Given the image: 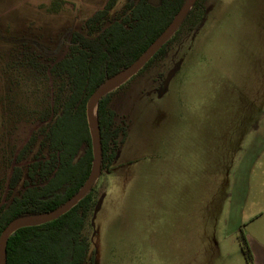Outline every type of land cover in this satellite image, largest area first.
Instances as JSON below:
<instances>
[{"label": "rangeland", "instance_id": "rangeland-1", "mask_svg": "<svg viewBox=\"0 0 264 264\" xmlns=\"http://www.w3.org/2000/svg\"><path fill=\"white\" fill-rule=\"evenodd\" d=\"M106 1L0 0V203L51 85L27 60L61 58L64 33L84 31ZM197 11L164 58L111 95L128 136L94 184L100 205L83 232L95 264H247L242 233L264 241V0H200Z\"/></svg>", "mask_w": 264, "mask_h": 264}, {"label": "trees", "instance_id": "trees-1", "mask_svg": "<svg viewBox=\"0 0 264 264\" xmlns=\"http://www.w3.org/2000/svg\"><path fill=\"white\" fill-rule=\"evenodd\" d=\"M185 1L159 0L155 5L150 0H127L122 11L111 17L118 0H107L86 19L84 31L71 28L64 33L61 42L67 45V51L61 58L47 64L32 56L27 60L34 74L50 79L51 85L45 96L46 105L42 103L38 110L39 127L33 129L12 160L7 192L0 203V238L12 220L54 211L81 189L93 163L86 114L90 96L131 66L168 27ZM194 8H198L194 18L200 17V0H196L181 25ZM204 21L202 18L200 22ZM177 32L139 72L168 54ZM13 42L33 43L25 39ZM35 43L38 50L48 55L60 51ZM114 91L103 96L97 105L101 172L111 169L128 136L125 121L115 126L116 111L110 106ZM94 184L77 205L57 219L23 227L12 234L6 243V264H95L96 252L83 232L89 213L96 212L100 205ZM241 246L247 264H255L244 233Z\"/></svg>", "mask_w": 264, "mask_h": 264}, {"label": "water", "instance_id": "water-1", "mask_svg": "<svg viewBox=\"0 0 264 264\" xmlns=\"http://www.w3.org/2000/svg\"><path fill=\"white\" fill-rule=\"evenodd\" d=\"M152 4L157 5L159 0H150ZM196 0H186L184 5L181 7L179 12L175 15L172 22L168 27L159 35V37L146 49V51L126 70L118 74L116 77L112 78L108 82L102 84L96 89V91L90 96L87 102V120L92 136V146H93V163L91 173L81 187V189L72 196L63 205L51 211L49 213L33 215L27 217H20L12 220L5 230L1 234L0 238V264H6V243L9 237L14 234L17 230L28 227L40 225L54 219H57L75 205L88 193L96 179L101 173L102 167V141L100 136V127L97 121V105L99 100L110 93L114 89L121 86L127 80H129L133 75L137 74L141 68H143L146 63L160 50V48L173 36V34L178 30L186 16L188 15L191 7L194 5ZM174 72L171 73L165 80L163 88L160 91V95H163L167 88L170 79L172 78Z\"/></svg>", "mask_w": 264, "mask_h": 264}, {"label": "crops", "instance_id": "crops-1", "mask_svg": "<svg viewBox=\"0 0 264 264\" xmlns=\"http://www.w3.org/2000/svg\"><path fill=\"white\" fill-rule=\"evenodd\" d=\"M251 247L255 264H264V241L257 239H247Z\"/></svg>", "mask_w": 264, "mask_h": 264}]
</instances>
